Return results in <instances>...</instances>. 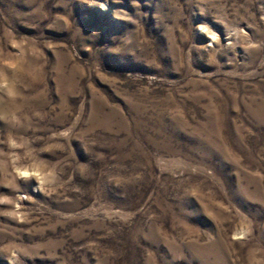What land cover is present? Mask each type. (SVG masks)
<instances>
[{
    "label": "rangeland",
    "instance_id": "rangeland-1",
    "mask_svg": "<svg viewBox=\"0 0 264 264\" xmlns=\"http://www.w3.org/2000/svg\"><path fill=\"white\" fill-rule=\"evenodd\" d=\"M0 71V264H264V0H0Z\"/></svg>",
    "mask_w": 264,
    "mask_h": 264
},
{
    "label": "clouds",
    "instance_id": "clouds-1",
    "mask_svg": "<svg viewBox=\"0 0 264 264\" xmlns=\"http://www.w3.org/2000/svg\"><path fill=\"white\" fill-rule=\"evenodd\" d=\"M12 84L9 81L8 76L0 71V91L6 94L11 93ZM8 148L10 151L5 154L8 159L6 161H0V165H10L13 172L18 179L21 180H34L36 182V191H45V189H51L56 183V172L54 168L42 166L35 163L31 156V150H25V144L18 142L14 138H9ZM16 190H19V184L15 186ZM24 197H18L17 200H21ZM0 204H12L15 210H18L20 205L12 200V198L0 194ZM11 214V213H10Z\"/></svg>",
    "mask_w": 264,
    "mask_h": 264
}]
</instances>
